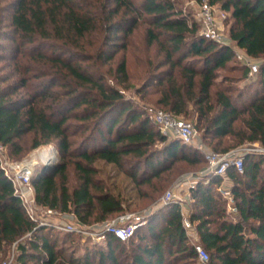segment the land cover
<instances>
[{"label":"trees","instance_id":"1","mask_svg":"<svg viewBox=\"0 0 264 264\" xmlns=\"http://www.w3.org/2000/svg\"><path fill=\"white\" fill-rule=\"evenodd\" d=\"M206 1L226 13L228 40L253 61L264 59V0ZM142 23L145 44L155 46L157 61L147 60L135 93L142 99L156 96L154 104L169 114L194 118L216 153L244 145L264 148L263 61L247 90L234 94L231 86L217 82L218 72L237 71L245 80L251 77L247 67L235 64L233 47L204 39L199 25L172 0H0V63L10 68L0 76V145L16 159L23 156L21 140L28 135V150L54 145L58 163L31 178L35 204L71 214L83 226L138 210L143 201L157 204L174 179L175 163L202 164L198 151L161 134L123 94L129 80L126 59L113 63ZM106 66L113 84L101 71ZM97 162L111 165L131 184L132 194L97 183ZM243 162L242 174L233 168L226 172L236 214L227 212L217 190L219 176H204L190 189L189 220L208 264H264V155L246 154ZM68 166L78 180L71 189ZM52 232L28 217L0 169V254L16 243L20 264L196 260L174 203L144 218L127 241L105 235L103 246L81 258L65 256Z\"/></svg>","mask_w":264,"mask_h":264},{"label":"rangeland","instance_id":"2","mask_svg":"<svg viewBox=\"0 0 264 264\" xmlns=\"http://www.w3.org/2000/svg\"><path fill=\"white\" fill-rule=\"evenodd\" d=\"M8 2V1H7ZM172 2L175 4L177 10H180L184 15H188L193 21H195L199 25V21L197 19V13L198 9L200 7V4L207 2L206 0H202L200 2H196V0H172ZM213 16L216 21V25L221 31L222 36L226 38L227 40V29H228V22L226 21L227 15L226 13L222 12L217 6L213 7ZM144 23L140 24L138 28L133 32L131 37L128 41L127 49L124 53L120 52L116 56V61L113 63L115 64L117 60L124 56L126 59L127 64V71L129 75L128 80V87L127 89H123L124 96L126 99L131 100L136 104L139 108L144 110L147 114V111L149 109H152L154 111L160 110L164 111L163 109H160L154 104L156 96L149 95L145 96V98H140L139 95H137L135 92L142 87V80L145 77V73L147 70L146 62L147 60L151 59L153 62H156L157 59L155 58L156 55V49L155 46L147 47L145 44V37H144V30H145ZM199 28V33H200ZM90 42V41H88ZM229 46H231V43L229 42ZM235 64H239L238 60L235 58ZM264 61V59L259 61H253L254 63ZM6 62L0 63V76H5L10 72V68L7 67ZM234 63H230L228 68H233ZM107 66L105 68H102L101 71L105 74L104 78L106 83L113 84L112 78L110 75L106 74ZM256 78L255 75L251 76L250 78H246L245 80L240 79V73L237 71H229V69L222 71L220 70L218 72V78L217 82H221L222 84L231 86L233 88V93L236 94L237 92H242L243 90H247V87L250 86L254 79ZM166 112V111H164ZM167 113V112H166ZM180 119H183L184 121L190 122L192 124H195L194 118L191 117H183V116H177ZM169 139H174L173 136L167 135ZM29 140L30 136H26L21 140V143L24 148L23 156L19 159L13 158L8 154V151L5 147H2L0 145V163L1 161L7 162V163H17V164H24V165H33L34 168V174H39L42 171H46L52 168L53 165L58 163V156H57V150L54 147V145H45L40 146L33 150H28L29 147ZM199 144H201L203 147L204 152H217L214 151L210 145L205 142L200 133L199 138L197 141ZM191 150H196L201 154L202 156V164L197 167H189L185 165L184 163H175L173 165L172 169V175L173 180L170 182V184L165 188L164 192L159 197V202L157 204L153 205H143L146 204L145 201L141 203V206L138 210H134V208L127 209L125 214H128L131 218V220H135L137 217H143L146 218L149 215L153 214L155 211H158V209L161 206V200L167 196V194H170L171 199H179L183 202H185L186 198H191L190 194V188L187 187V181L188 179L199 177V181H203L205 178L203 175L206 174V160L201 151L196 149L194 145H187ZM253 146V145H249ZM248 145H244L242 147H249ZM43 152L46 154L48 153V158H52V163L47 166H40L36 165L35 163H39L42 160ZM264 155V154H263ZM96 168L99 171V173L95 176V179L98 181L97 183L102 182L103 185H106L107 188L112 186V184L115 187V192H120L123 196H126L128 194H132V186L129 183H126L122 179V176L117 173L114 168L111 165H107L104 163H96ZM1 169V167H0ZM33 174V175H34ZM106 177L108 179H106ZM78 184L77 176L75 172L73 171L72 166H68L67 168V187L69 189L75 187ZM225 188V186H219L217 190L220 188ZM32 188V187H31ZM144 188V187H143ZM146 190V189H145ZM219 192V191H218ZM221 198L222 194L219 192ZM178 201V202H181ZM33 216L37 221V225H40L42 218H46V220L52 224H58V223H71L75 224V218L71 214H64V213H58L51 217H46L45 214L38 208L33 209ZM233 216V215H232ZM116 217H113L109 220H113ZM232 218V217H231ZM97 225L98 224H92V225H86L82 226L81 229L83 231V234L78 235V239H73V241H63V232L58 231L56 229H53L54 232L50 233L52 238L57 239V247L61 248L64 251L65 256H73V258H81L84 256L86 252H94L96 250V246L99 244L102 245L104 240L97 239ZM57 232V233H55ZM99 233V232H98ZM96 234V235H95ZM22 243H24L23 239L19 240ZM190 243V241H189ZM98 244V245H97ZM191 244V243H190ZM103 246V245H102ZM101 247V246H100ZM14 248V249H13ZM127 249V248H126ZM13 253V261L12 264H20L17 260L18 256V250H17V244L15 246L11 245L4 254H0V263L6 260L10 255ZM121 261L126 264L127 258H121ZM31 264V262L27 263ZM93 264H97V262L93 261ZM188 264H199L197 260L194 262L188 263Z\"/></svg>","mask_w":264,"mask_h":264},{"label":"built area","instance_id":"3","mask_svg":"<svg viewBox=\"0 0 264 264\" xmlns=\"http://www.w3.org/2000/svg\"><path fill=\"white\" fill-rule=\"evenodd\" d=\"M197 19L199 21V27L201 30L200 35L204 39L212 41L219 45H229V42L226 40V38H224V36H222L221 31L216 25V21L213 16V7L210 6L207 2L200 4L197 13ZM233 51L234 56L238 60V62L241 65L247 67L249 76H253L258 72L260 66L259 62L254 63L252 59L247 57L239 49H233ZM262 63L264 64V61ZM147 115L159 127L161 134L165 136L171 135L174 138L179 139L182 143L186 145H194L196 149L201 151L207 163L206 174L203 176H219L220 178H222L221 186H224V182L226 181V172L229 168H233L238 174L243 173V161L244 156L246 154H264V148L258 145L249 146L247 148L240 147L232 149L223 154L211 151L204 152L202 148L203 146L197 142L199 138V133L194 124L184 121L183 119H180L177 116L160 110L154 111L152 109H149L147 111ZM41 161L52 162V158H42ZM0 167L4 175L9 179L10 183L12 184L14 194L18 196L26 214L31 220L37 223L36 219L33 216V209L38 210L39 208L40 210H42L46 217H51L56 214V211L54 210L35 204L33 191L31 188V178L34 174L33 165H24L7 162L5 163L1 161ZM199 180V177L188 179L186 183L187 187L192 189L198 184ZM218 191L222 194V197L225 200L227 212L229 214H236L237 209L230 190L228 188L226 189L221 187ZM178 201L181 200L171 199L170 194H167V196L161 200V206L166 205L168 203H174L177 205L178 212L182 218V226L185 231V235L188 237L193 247L196 260L199 262V264H208V253L199 243L194 224H192L189 220L192 198L187 197L185 202ZM39 220H41V223L40 225H37V227H52L53 229H56L63 233H70L74 235L83 234V231L81 229L83 225H80L77 222L75 224H52L48 222L46 218H42ZM143 223V217H137L135 220H131L128 214L120 215L113 220H108L100 225H97V229L99 232H97V239L104 240L105 235L110 234L113 235L115 238L119 239L120 241H127L133 235L137 226ZM15 244L16 243H14L13 246H15ZM13 257L14 256L12 253V255H10L6 260L1 262L0 264H12Z\"/></svg>","mask_w":264,"mask_h":264},{"label":"crops","instance_id":"4","mask_svg":"<svg viewBox=\"0 0 264 264\" xmlns=\"http://www.w3.org/2000/svg\"><path fill=\"white\" fill-rule=\"evenodd\" d=\"M214 7V6H213ZM227 41L228 42H230L229 40H228V38H227ZM231 43V42H230ZM231 47H233V49H238V48H236L234 45H233V43H231ZM241 51V50H240ZM224 186H225V188L227 189H229L230 190V186H231V183L230 182H228V181H225L224 182ZM191 212V211H190Z\"/></svg>","mask_w":264,"mask_h":264},{"label":"water","instance_id":"5","mask_svg":"<svg viewBox=\"0 0 264 264\" xmlns=\"http://www.w3.org/2000/svg\"><path fill=\"white\" fill-rule=\"evenodd\" d=\"M52 162H44V161H40L39 163H36V165H40V166H47V165H50ZM18 197V196H17Z\"/></svg>","mask_w":264,"mask_h":264},{"label":"bare ground","instance_id":"6","mask_svg":"<svg viewBox=\"0 0 264 264\" xmlns=\"http://www.w3.org/2000/svg\"><path fill=\"white\" fill-rule=\"evenodd\" d=\"M42 158H47L49 157L48 153L46 154L45 152H43V155L41 156ZM36 164V163H35Z\"/></svg>","mask_w":264,"mask_h":264}]
</instances>
